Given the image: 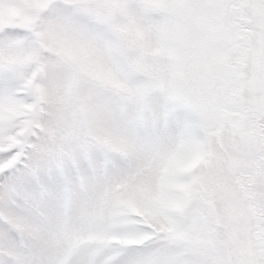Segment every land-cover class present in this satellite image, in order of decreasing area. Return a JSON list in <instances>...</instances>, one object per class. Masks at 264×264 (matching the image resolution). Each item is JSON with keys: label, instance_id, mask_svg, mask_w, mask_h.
<instances>
[{"label": "snow or ice", "instance_id": "1", "mask_svg": "<svg viewBox=\"0 0 264 264\" xmlns=\"http://www.w3.org/2000/svg\"><path fill=\"white\" fill-rule=\"evenodd\" d=\"M0 264H264V0H0Z\"/></svg>", "mask_w": 264, "mask_h": 264}]
</instances>
